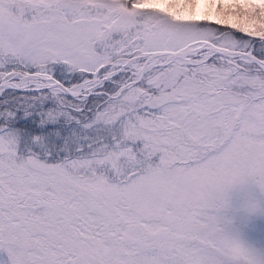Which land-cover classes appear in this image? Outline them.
Returning <instances> with one entry per match:
<instances>
[{
	"label": "snow or ice",
	"instance_id": "1",
	"mask_svg": "<svg viewBox=\"0 0 264 264\" xmlns=\"http://www.w3.org/2000/svg\"><path fill=\"white\" fill-rule=\"evenodd\" d=\"M247 184L264 0H0V264H226Z\"/></svg>",
	"mask_w": 264,
	"mask_h": 264
},
{
	"label": "rangeland",
	"instance_id": "2",
	"mask_svg": "<svg viewBox=\"0 0 264 264\" xmlns=\"http://www.w3.org/2000/svg\"><path fill=\"white\" fill-rule=\"evenodd\" d=\"M246 201L256 202L261 212L247 214L241 211V206ZM227 215L232 220V231L256 247L264 248V194L251 184L237 187L230 194Z\"/></svg>",
	"mask_w": 264,
	"mask_h": 264
},
{
	"label": "clouds",
	"instance_id": "3",
	"mask_svg": "<svg viewBox=\"0 0 264 264\" xmlns=\"http://www.w3.org/2000/svg\"><path fill=\"white\" fill-rule=\"evenodd\" d=\"M252 202H244L241 211L252 214L250 205ZM232 248L239 249V254L233 255ZM224 260L226 264H264V250L246 241L238 233L233 234L230 245L227 246Z\"/></svg>",
	"mask_w": 264,
	"mask_h": 264
}]
</instances>
